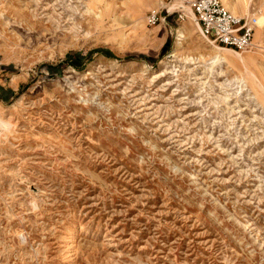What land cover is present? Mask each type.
<instances>
[{
  "label": "rangeland",
  "instance_id": "obj_1",
  "mask_svg": "<svg viewBox=\"0 0 264 264\" xmlns=\"http://www.w3.org/2000/svg\"><path fill=\"white\" fill-rule=\"evenodd\" d=\"M226 1L243 60L189 0H0V264H264V0Z\"/></svg>",
  "mask_w": 264,
  "mask_h": 264
},
{
  "label": "built area",
  "instance_id": "obj_2",
  "mask_svg": "<svg viewBox=\"0 0 264 264\" xmlns=\"http://www.w3.org/2000/svg\"><path fill=\"white\" fill-rule=\"evenodd\" d=\"M201 33L218 46L239 52H248L253 48L252 40L256 27L255 18L237 17L225 8L220 0H189ZM178 20H183L181 13ZM166 20L157 12L146 16V24L156 25Z\"/></svg>",
  "mask_w": 264,
  "mask_h": 264
},
{
  "label": "bare ground",
  "instance_id": "obj_3",
  "mask_svg": "<svg viewBox=\"0 0 264 264\" xmlns=\"http://www.w3.org/2000/svg\"><path fill=\"white\" fill-rule=\"evenodd\" d=\"M223 1V3L225 4H223L224 6H226L225 8L226 9H228L230 12H232V14H237V13H239V12H237L234 8H233V6L231 5V4H229L226 0H222ZM174 7H176L175 5H174ZM179 10H181V11H184V9L181 7ZM186 10V12L188 13V15L190 16V18L191 19H193V23H194V25H195V29H197V31H199V29H200V27H198L199 25H198V23H197V19H196V17H195V15H194V13H193V11L191 10V8H186L185 9ZM237 12V13H236ZM239 15H240V13H239ZM189 18V19H190ZM245 18V17H244ZM247 18V17H246ZM196 20V21H195ZM257 26H258V28L259 29H263V26H264V17H262V16H259L258 17V20H257ZM199 32H201V30L199 31ZM202 34V33H201ZM201 34H200V36H201ZM180 36H183V33H181L180 34ZM203 36V35H202ZM201 36V37H202ZM204 37V36H203ZM202 37V39H204L207 43H209L211 46H212V49H214L218 54H220V53H225V52H227V53H231L235 58H238L239 60H243V58H242V56L239 54V53H237L236 51H234V50H232L231 51V49H228V48H224V47H221V46H216V45H214V43L212 42H209L208 40H207V38L205 39V38H203ZM252 44H253V48L251 49V50H249L248 52H251L253 49L255 50V48H257L255 45H254V42H253V40H252ZM228 49V50H227ZM215 59L216 60H219V56H217V57H215ZM0 125L3 127V128H7V126H8V124L7 123H1L0 122Z\"/></svg>",
  "mask_w": 264,
  "mask_h": 264
},
{
  "label": "crops",
  "instance_id": "obj_4",
  "mask_svg": "<svg viewBox=\"0 0 264 264\" xmlns=\"http://www.w3.org/2000/svg\"><path fill=\"white\" fill-rule=\"evenodd\" d=\"M181 8V7H180Z\"/></svg>",
  "mask_w": 264,
  "mask_h": 264
}]
</instances>
